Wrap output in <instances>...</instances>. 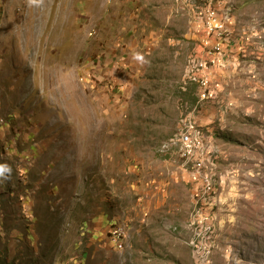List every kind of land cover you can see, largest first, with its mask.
Wrapping results in <instances>:
<instances>
[{"label": "rangeland", "instance_id": "obj_1", "mask_svg": "<svg viewBox=\"0 0 264 264\" xmlns=\"http://www.w3.org/2000/svg\"><path fill=\"white\" fill-rule=\"evenodd\" d=\"M216 1L0 0V264H264V0Z\"/></svg>", "mask_w": 264, "mask_h": 264}, {"label": "bare ground", "instance_id": "obj_2", "mask_svg": "<svg viewBox=\"0 0 264 264\" xmlns=\"http://www.w3.org/2000/svg\"><path fill=\"white\" fill-rule=\"evenodd\" d=\"M204 1L208 2V9H207L208 15H207V20H206V24L205 25H206V33H207L208 36H210L212 34V32L215 31L214 26L217 29H219L221 26L220 25L217 26V25H215L214 23L211 22V17H216V12H215L216 8H215V10L213 9L214 0H204ZM177 136H179V137L171 139L170 142H168V143L164 142L165 144L162 147L164 149V151L171 150V148H174V147L175 148L179 147L180 148V152H181V156L183 158V157H187L188 154H190V153H192V152L197 150L195 148V146L197 145L196 141L194 142L192 140L187 139L185 137V133L184 132H181ZM185 144H186V148H184ZM118 234L123 235V231L119 230Z\"/></svg>", "mask_w": 264, "mask_h": 264}, {"label": "crops", "instance_id": "obj_3", "mask_svg": "<svg viewBox=\"0 0 264 264\" xmlns=\"http://www.w3.org/2000/svg\"><path fill=\"white\" fill-rule=\"evenodd\" d=\"M194 14L195 15L193 17H190L188 19V22L191 25L190 26L188 25V31H184L183 37L184 38H205V40H206L205 33H204V25H203L202 19L200 20V17L198 16V13L195 12ZM204 141H205V144H206L205 134H204ZM207 152H208V149H207ZM163 153L167 154V152H163ZM172 154L177 155L176 153H172ZM198 159L202 160L201 158H198ZM208 159H209V152H208ZM182 161H183V164L181 165V168L183 170V168H185V166H187L188 163L185 160H183V159H182ZM189 161H192V160H189ZM204 164H205V166L204 165L203 166L205 167V170L207 171V165H206V163H204ZM195 180H200V179H195ZM177 181H179L178 178H177ZM200 182L202 183V181H200ZM8 246L10 247V245H8ZM0 261H2L1 257H0Z\"/></svg>", "mask_w": 264, "mask_h": 264}, {"label": "built area", "instance_id": "obj_4", "mask_svg": "<svg viewBox=\"0 0 264 264\" xmlns=\"http://www.w3.org/2000/svg\"><path fill=\"white\" fill-rule=\"evenodd\" d=\"M202 1V0H200ZM214 6H216V17H211V22L217 25L221 24L220 21V15L218 13V2L215 0ZM209 82L204 81L203 86L206 88L208 87ZM189 138V137H187ZM186 148V144L184 146ZM198 178L202 181V184L204 185V166L202 165V162L199 161V170H198ZM113 243L118 247V249H123V235L117 234L114 232V237H113Z\"/></svg>", "mask_w": 264, "mask_h": 264}, {"label": "clouds", "instance_id": "obj_5", "mask_svg": "<svg viewBox=\"0 0 264 264\" xmlns=\"http://www.w3.org/2000/svg\"><path fill=\"white\" fill-rule=\"evenodd\" d=\"M133 58L141 63L145 62L144 61V57L142 54L138 53V52H134L133 53ZM1 119H3L4 121L2 122ZM0 122L1 123H8V120L1 117L0 118ZM11 176V168L10 166H8L7 164H0V179L2 180H6V179H10Z\"/></svg>", "mask_w": 264, "mask_h": 264}]
</instances>
